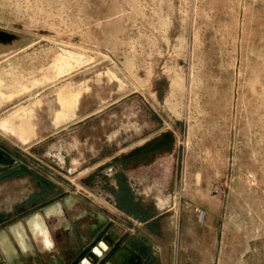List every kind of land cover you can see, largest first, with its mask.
<instances>
[{"label":"rangeland","instance_id":"rangeland-1","mask_svg":"<svg viewBox=\"0 0 264 264\" xmlns=\"http://www.w3.org/2000/svg\"><path fill=\"white\" fill-rule=\"evenodd\" d=\"M0 146V229L121 182L158 264H264V0H0Z\"/></svg>","mask_w":264,"mask_h":264},{"label":"crops","instance_id":"crops-1","mask_svg":"<svg viewBox=\"0 0 264 264\" xmlns=\"http://www.w3.org/2000/svg\"><path fill=\"white\" fill-rule=\"evenodd\" d=\"M118 214L128 219L126 224ZM141 215L117 208L103 220L94 219L72 209L70 200L55 201L0 229V264H77L106 235L112 243L92 264H142L144 257L151 261L147 264H158V247L164 245L157 225L161 213ZM241 263L240 254L229 264Z\"/></svg>","mask_w":264,"mask_h":264},{"label":"trees","instance_id":"trees-1","mask_svg":"<svg viewBox=\"0 0 264 264\" xmlns=\"http://www.w3.org/2000/svg\"><path fill=\"white\" fill-rule=\"evenodd\" d=\"M118 180V179H117ZM120 191L115 195V204L119 209L126 213H132L135 216L138 213H141V218L146 219L150 215H147L145 211H138V202L133 198L132 194L130 193L129 189L126 187L124 183L120 182Z\"/></svg>","mask_w":264,"mask_h":264},{"label":"water","instance_id":"water-1","mask_svg":"<svg viewBox=\"0 0 264 264\" xmlns=\"http://www.w3.org/2000/svg\"><path fill=\"white\" fill-rule=\"evenodd\" d=\"M1 154L4 157L9 158V162L12 161V156L5 153L4 151H1ZM9 162H5L8 164ZM5 163H2L1 166H3ZM101 242H103L104 245L108 247V244L112 243V240L107 235L104 236L101 240H99L90 250V253L87 256H84L81 258V260L77 264H92V260L94 257H101L103 252L107 249V247H103Z\"/></svg>","mask_w":264,"mask_h":264},{"label":"flooded vegetation","instance_id":"flooded-vegetation-1","mask_svg":"<svg viewBox=\"0 0 264 264\" xmlns=\"http://www.w3.org/2000/svg\"><path fill=\"white\" fill-rule=\"evenodd\" d=\"M1 151H4L5 153H7L10 156H12V161L9 162V158L8 157H4L1 154ZM5 162H9V163L6 164ZM2 163H5V164L3 166H1ZM16 163H17L16 156L13 153H11L8 150H6L4 147L0 146V173H1V171H4L5 169H8L11 166L15 165Z\"/></svg>","mask_w":264,"mask_h":264},{"label":"clouds","instance_id":"clouds-1","mask_svg":"<svg viewBox=\"0 0 264 264\" xmlns=\"http://www.w3.org/2000/svg\"><path fill=\"white\" fill-rule=\"evenodd\" d=\"M101 244H102L103 247H105V248L107 247L106 245L103 244V242H101Z\"/></svg>","mask_w":264,"mask_h":264}]
</instances>
